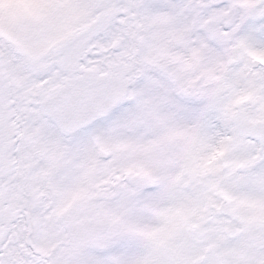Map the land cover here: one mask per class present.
<instances>
[{"label":"snow or ice","instance_id":"snow-or-ice-1","mask_svg":"<svg viewBox=\"0 0 264 264\" xmlns=\"http://www.w3.org/2000/svg\"><path fill=\"white\" fill-rule=\"evenodd\" d=\"M0 264H264V0H0Z\"/></svg>","mask_w":264,"mask_h":264}]
</instances>
